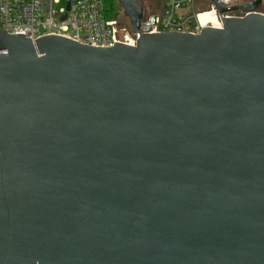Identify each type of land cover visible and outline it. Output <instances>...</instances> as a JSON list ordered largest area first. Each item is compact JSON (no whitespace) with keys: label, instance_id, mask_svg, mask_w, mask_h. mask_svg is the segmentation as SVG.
Here are the masks:
<instances>
[{"label":"water","instance_id":"1","mask_svg":"<svg viewBox=\"0 0 264 264\" xmlns=\"http://www.w3.org/2000/svg\"><path fill=\"white\" fill-rule=\"evenodd\" d=\"M213 1L136 46L0 29V264H264V15Z\"/></svg>","mask_w":264,"mask_h":264},{"label":"built area","instance_id":"2","mask_svg":"<svg viewBox=\"0 0 264 264\" xmlns=\"http://www.w3.org/2000/svg\"><path fill=\"white\" fill-rule=\"evenodd\" d=\"M0 0V29L10 34H23L33 41L45 35H58L95 46L112 47L114 43L136 46L144 33L177 31L199 33L203 27L200 17L212 13L219 18L213 0H156L143 5L138 31L123 13L113 16L106 0ZM254 0H218L227 8ZM111 11V9H110ZM264 15V0L254 10ZM250 12L243 9L229 11L225 17H244ZM66 17L63 18V15ZM222 27V21L220 19Z\"/></svg>","mask_w":264,"mask_h":264},{"label":"clouds","instance_id":"3","mask_svg":"<svg viewBox=\"0 0 264 264\" xmlns=\"http://www.w3.org/2000/svg\"><path fill=\"white\" fill-rule=\"evenodd\" d=\"M201 23H202V26L204 25V23L207 21V20H212L213 21V26L214 27H220L221 25L219 23L216 22V18H215V9H213L212 13H205L203 14L201 17Z\"/></svg>","mask_w":264,"mask_h":264},{"label":"rangeland","instance_id":"4","mask_svg":"<svg viewBox=\"0 0 264 264\" xmlns=\"http://www.w3.org/2000/svg\"><path fill=\"white\" fill-rule=\"evenodd\" d=\"M156 0H146V3L149 4L150 2H155ZM106 4H107V7L109 8V12L113 14L112 11H115L114 9H117L118 6L120 5V3L118 2L117 0V3L115 2V0H106ZM62 5L63 6H66V1L63 0L62 1ZM111 9V11H110Z\"/></svg>","mask_w":264,"mask_h":264},{"label":"trees","instance_id":"5","mask_svg":"<svg viewBox=\"0 0 264 264\" xmlns=\"http://www.w3.org/2000/svg\"><path fill=\"white\" fill-rule=\"evenodd\" d=\"M115 2L117 3V0H115ZM115 11H112L113 12V16H119V15H122V7L121 5L118 6L117 9H114Z\"/></svg>","mask_w":264,"mask_h":264},{"label":"bare ground","instance_id":"6","mask_svg":"<svg viewBox=\"0 0 264 264\" xmlns=\"http://www.w3.org/2000/svg\"><path fill=\"white\" fill-rule=\"evenodd\" d=\"M215 18H216V22H217V23H219V24L221 25L220 19H219V18H217V17H215ZM205 23H206V22H205ZM205 23H204V24H205ZM208 23H213V21H212V20H209V22H208Z\"/></svg>","mask_w":264,"mask_h":264}]
</instances>
